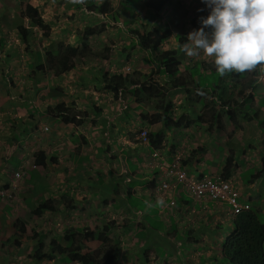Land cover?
I'll return each instance as SVG.
<instances>
[{"label": "rangeland", "instance_id": "374dc122", "mask_svg": "<svg viewBox=\"0 0 264 264\" xmlns=\"http://www.w3.org/2000/svg\"><path fill=\"white\" fill-rule=\"evenodd\" d=\"M115 2H117V0H115ZM28 3H32L37 6L44 22L48 24L49 31L47 32V35H44V31L32 23L29 18L23 17L22 11L25 10V6ZM170 4L174 6L173 8H175V15H170L168 13L170 12V8H167L163 13L164 16L162 19L159 20L158 18L155 19L153 16L151 17V24H154V22L157 23L156 25L158 26L161 40L158 50L151 54L149 53L151 43L145 45L142 44L141 49L140 47H136L135 49L127 47L130 42L128 36L119 33H110L109 28L112 26L111 17L98 16L90 13L83 9L85 5H82L81 10L79 9L77 12L75 11L74 15H70L69 11L66 10L67 0H0V74L2 75V72L4 73V75L0 76V107L5 106L2 103L3 99L8 100V104L10 105L14 104V106L21 113L23 112V109L26 110V121L22 120L23 125H26L34 119L33 116L32 118L28 117V111L32 112L33 115L37 112L33 96H35V101H41V95L36 96L33 89H36L37 93L39 88L37 84L31 83L30 81L24 80L21 82L18 79V76H79V79L76 80V87L85 90L86 93L83 98H85L86 94L92 95V97L96 94H101L102 97H99L100 99L103 97L107 98L110 95L114 96V94H112L106 86L108 80L105 76L130 74L138 80H143L144 75L155 76L156 79H159L160 75L155 72V66L160 61V53L168 50H178L179 52V57H176V60H179L180 64H178V69L175 72V76L180 80L179 87L175 91L168 93L164 99L157 98L154 102H158L159 105L163 106L170 104L172 108V116L176 120L183 115L186 117L188 116L189 120H194V123H192L194 127L200 128L197 131H201V127L203 126L200 125L202 122L197 121V116L200 114V106L197 105L198 100L202 96H209L210 98H213L211 92H216L218 95L214 98L221 102V106L227 105L229 93L227 90H224L223 87L225 84L229 87L230 85H234L238 82L231 79V76H235L237 72L238 76L241 77L239 81H242L243 84H250L249 86L253 89H257V100H259V96H264V79L259 77L264 76V71L259 74V66L256 65L259 59L253 53V45L250 43L247 35L252 32V26L254 24H264V0H170ZM133 6L138 9V11L133 12V16L142 12V5L134 2ZM209 15L218 17L219 27L217 30L211 31L208 28ZM89 24L96 25L97 28H103L104 30L101 35H95L89 38L90 48L97 51L99 54H94L93 57L86 56L82 59L78 56L73 58L70 56L71 54H67L63 60H74L75 68L66 73L58 72V57L56 55V59H54L53 57L55 55L49 54L56 50V48L61 44L76 46V44L79 43V38H77L79 34L77 31L83 29ZM19 26H24L26 29L30 28L32 30V33L27 36L26 42H23L20 38V34L18 32ZM216 34H218V36H216ZM180 38H186V42L182 46L179 42ZM17 39L21 42V44ZM217 43L221 45V52L222 50L226 51L227 54L229 52V58L226 59L228 63L226 65H221L225 61L222 60L221 57H217ZM16 44H20V47L22 48V50L20 49L22 52L19 51V53L16 54L18 59L21 55L32 57L33 55H31V52L41 53L43 59L38 60V63L39 65L42 63L46 65V67H44L46 74L43 75L40 71H37L34 75H32V71L34 70L32 66L26 64L24 67H21L18 60L7 62V54L11 52L10 47H14ZM110 47H112L113 52L109 51ZM85 53L88 54V51L85 50ZM148 55L151 56L148 57ZM260 62H264V58L261 59ZM152 71L154 72L152 73ZM7 76H13L14 83H12V79L7 78ZM85 76H88V78ZM40 77L38 78L40 79ZM233 88L234 87H232V89ZM221 90L227 92L221 93ZM5 91H7L8 94H6ZM9 91L12 93L11 95ZM191 91H196V93H192ZM14 94L15 99H12L11 97H13ZM121 98H123V100H127L129 96L127 94H123L121 95ZM119 99H117V101H119ZM204 99L206 101L211 100L207 97H204ZM10 100H12V102H10ZM110 103L116 105L115 101L110 99L100 107L105 108V106ZM129 103L135 105L134 100L131 98H129ZM97 104H101L99 99ZM254 106L257 105L255 104ZM78 107L80 108V106L76 105L77 110ZM116 108L112 113V115H117L115 124L111 121L110 124H104L105 128L104 125L103 127H100L102 125L100 120H94L95 122L92 124L91 120L87 118L82 120L83 123L75 128H73L72 125L66 126V130L68 132L80 127V129L74 133L80 138L79 144L77 147H70L68 144V133H65L61 140H58L57 138L56 141H60L61 144L58 145L56 142L52 144L53 147H51V149L53 150V153L51 152V158L53 160L49 162V165L56 168V161L72 156L73 154L93 155V157L98 159L103 151L107 154L111 153L112 150H110V145H113L115 153H118L116 145L118 143L122 147L124 145H122L120 139H117L116 129L121 128L122 125L130 130V134H133L136 130L139 131L141 128L149 131H156L162 127V129L157 133L160 132L161 134H164V142L166 144L165 138L167 137V130L161 132L164 130V124L161 119L163 118V115L157 113V110L159 111V109L156 110L153 103L146 102L143 110L140 108L138 111H135L134 109L131 110L128 108L125 112H123V116L118 115L122 110L118 109L117 111ZM81 109L83 110L84 107L81 106ZM94 111H96V115L100 112L99 110L94 109L92 113ZM259 113H261V111ZM141 114H143V116L145 114L146 117L150 118V120H141ZM263 114L264 112L262 115ZM225 122L228 124L227 128L225 126L226 130L240 128L241 131H244L245 135H248L249 131L252 129L259 132L257 122L255 121L245 122V120L242 119L240 120V123L232 124L225 119L224 125ZM7 123L8 120L6 119L3 122L4 127ZM95 125H97L100 129L98 135L91 131V128H94ZM204 126L207 128L204 129V131H209L207 147H205V157H207L210 149H214L216 146L212 140V136L217 134V129L215 131H211L208 130L207 124ZM0 135L3 136L1 133ZM4 136L8 137L6 134H4ZM35 137L36 138H33L35 143L30 149H28V151L33 154L40 152L41 129H38ZM73 137L74 136H72V138ZM127 138L129 143L132 142V144H134L135 140L133 136H130V139L128 136ZM153 140H157L156 136ZM6 141H8V139H6ZM36 141H38L39 144H37ZM100 144L102 147H100L101 149L99 150L98 146ZM107 144L108 148H106ZM126 146L127 145L123 148H126ZM202 146H204L203 142L197 141L194 144L188 145L185 153L183 151L185 149L184 147L177 149L176 153L180 151L182 154L184 153V156H188V158L189 156L195 157L197 155V151L199 152L202 149L204 150V147ZM176 148L177 145L175 144L173 147H170L168 151L170 153H175ZM223 153L224 151L222 154ZM8 156L9 153L7 147L1 145L0 157L5 159ZM262 156L264 160V154H262ZM113 159L115 161V158ZM32 165L33 167L31 169L38 170L33 179L35 182L34 193L38 196H42L40 198H52L54 201L55 211L45 212L41 217H37L31 214L29 208L25 209V206H22L26 205V207H28L26 202L22 201V194L26 190L27 186L32 185L31 178H27L26 175L22 177V180L18 184L19 186L8 192L6 198L2 201L3 204L11 206L12 213L10 217H8V215L4 216L5 210L2 209L3 205L0 204V264H7V259L2 256L3 254L7 255L9 252L10 253L7 255L8 258L13 260V263L9 264H70L62 260L66 256L64 252L63 239L67 230L75 229L82 224V226L86 225L87 221L84 222V219L88 220L90 216L91 219L89 220L91 221L88 222V226L92 225L99 227L100 224H103L105 221L103 217L105 214L104 209L97 208L95 204L97 198L92 200L91 207V205L89 206V198L85 197L86 195H82V198L86 199V207H84L86 209L83 208L82 211L80 210L81 216L78 215L74 208H70L69 210L66 207L65 199L60 197V193H65L68 197L72 196V191L66 183L68 171L65 172L63 169L61 170L62 172H65V177H63L62 175H58L55 171H48L49 169L43 170L42 167H36L34 163H32ZM18 168V164L13 166V169ZM135 169L136 166L132 165L131 170ZM147 169L149 170L148 172L142 173L143 175L141 174L142 178L151 175V167L148 166ZM29 174L32 175L31 173ZM138 177L139 176L134 174L129 175L131 180H135V178ZM23 178H27L24 182L27 186H24ZM84 178L92 179L95 177L85 174ZM45 180H49L48 185L45 184ZM150 181V179H146V185H150ZM154 181H157V183L159 182L158 184H160L162 180L160 178ZM121 184L123 185V183ZM0 187H4V184H1ZM121 190L125 193V189ZM13 191H15V193L10 197V194ZM129 191L138 195L137 189L129 188ZM129 197L128 201L137 208L145 207V202L141 199V197ZM146 197L148 198V196ZM210 203L213 205L212 202ZM31 204L33 205L34 203ZM82 204L84 205L85 203ZM156 212L157 209L151 208V214L154 215ZM135 215L139 217V214ZM135 215L131 212L129 218L115 219V237L127 239V244L125 243V247H123L124 251H119V255L127 260L124 261L127 264H220L219 258L221 257L222 248L217 241L218 235L215 234L213 235V238H211V241H209V244L202 246V248L206 250V252L202 251V258V255L198 253V251H196L195 254L185 253V255H183L184 251H180V253H177L176 256H168L164 259H160L156 253H153V251L144 252V241L143 243L142 241H139L141 244V246H139L135 245L136 239H133V236H135L136 232L139 231L137 224H132L131 221L132 218L137 219ZM21 217L25 218V220H23L27 224V231L22 237V244L18 247L12 240V242L6 247L4 243L6 242L7 237L15 235L17 232L12 226V223L14 222L13 220ZM231 219L232 218H230L229 215L221 212L215 222H221L225 226L230 227L232 221ZM150 222L153 229H159L162 226L165 227L162 222L157 223L155 219H150ZM39 233L44 234L43 240L45 243V252L49 253L55 245L54 250L56 251V258L54 261L44 260L41 263H38L37 259L33 257L34 250L37 248V243L32 236L33 234ZM150 234V232H143L141 233V236H143L144 239H148ZM154 234L153 239L157 244L160 241V235L158 233ZM148 241L153 243L151 239ZM84 244L83 251L97 249L100 247L98 242L93 241H85ZM113 246H116V244ZM158 249L164 248L162 245H159V247L155 250ZM169 250H171V248ZM212 255L214 258H211ZM75 263L80 264L78 261Z\"/></svg>", "mask_w": 264, "mask_h": 264}, {"label": "crops", "instance_id": "0c3cea01", "mask_svg": "<svg viewBox=\"0 0 264 264\" xmlns=\"http://www.w3.org/2000/svg\"><path fill=\"white\" fill-rule=\"evenodd\" d=\"M13 50L14 49H10V51ZM85 77L88 78V76ZM69 78H74L73 76H66V83L69 82L70 86H72L73 88L70 90V95H68L67 99H65V102L71 103L72 101H75L76 104L80 106V108L81 106H83L86 110L92 113V95L89 96L86 94L85 98H83L86 92L78 89L75 84L70 81ZM47 93L49 94L50 90H48ZM41 94H44V91H41ZM52 99L53 98L46 96V99L42 102L43 106L41 109V113L39 115L35 114L34 119L32 120V122L28 123V126L22 124V119H24L23 121H26V110L23 109V112L21 113L14 105L6 104V109L0 111V133L3 134V136L0 135V146L4 145V147H7L8 153L13 154L15 158L10 159L11 162H13L15 165L18 164V169L28 170L27 172L31 173L33 176L36 175L38 170L31 169L33 167V158L30 157L31 155H33V153H30L28 149H30L35 143V141H33V138H36L35 134L38 129L47 127V130H41L40 151H43L46 155V166L42 168L43 170L49 169L48 171H55L58 175H62L63 177H65V172L68 171L66 183L69 185L72 191V198L74 199L75 204L74 209L77 211L79 216H81L80 210L82 211L83 208L86 207V199L82 198V195H86L85 197L89 198V206L91 205V207L92 200H95L97 198L95 202L97 208L103 207L105 212V214L103 215L105 220L104 223L109 220L108 216L114 218L117 216L118 212L124 215L123 218H129L130 211H132L134 215L137 214V212H142V215L140 214L139 217L135 215L138 220L136 218H132L131 221L132 224H140L139 231L136 232L135 236H133V239L135 238L137 241H135V245L141 246L139 241H142V243L144 241V244L150 239L153 241L150 247H146L147 249H144V252L153 251V253H156V255L160 259H164L168 256H176V254L180 253V251H184L183 255H185V253L195 254L196 251H198V253L202 255V258V251L206 252V250L203 249L202 246L209 244V241H211V238H213V228L217 223L215 222V220L221 213L220 209L224 211V208L215 206L213 207L214 204L212 205L211 203L206 204V207H202V205L194 201V198H192V196L188 193L187 189H184L182 186H178V188L173 191L177 200L176 207L169 208L167 207L168 203L165 202L163 198L160 200L157 199L155 188L159 185V182L157 183V181H154L150 183V185H146V181L144 179H150L152 181L161 178V180L163 181V179L165 178L164 174L163 172H161V169L156 166V161H159L160 159L155 160L152 158V156H150L151 161L145 162L146 155L143 154L144 156H142V153L139 152L140 150L138 148H135V151L131 155L130 145L133 146L135 143H129L127 136L130 139V130L127 129V127H123V125L121 128L116 129L117 139L121 140L122 145H124L123 147L127 145L125 149L122 148L123 154L121 162L119 164L118 162H113L114 152L112 150L110 154L104 153L103 151L100 155V158L98 159H96V157H93V155L73 154L72 156H68L62 160L56 161V168L51 167L49 165V162L53 160L51 158V152L53 153V150L51 149V147H53L52 144L54 142H56L58 145L61 144L60 141H56L57 138L58 140H61L62 136H64L65 133H68V144L70 147H77L80 140L79 136L74 134L75 131H78L80 129V127L68 132L66 130V126L72 125L73 128H75L73 124L66 123L60 118H56L54 115H50L48 112H46L45 109H47L49 106H54ZM116 105L110 103L109 105L105 106L104 114H102L101 117H98V120H100L102 124L100 127H103L104 124H110L111 121L113 124H115L117 115H112V113L116 107V110L118 111L119 103H117ZM139 109L140 108H138V110ZM261 110L264 112V107H262ZM118 115L120 116V114ZM121 116H123V114ZM260 117V119H264L261 115ZM91 118L92 115L89 120ZM6 119L9 120L10 125L8 130L5 129L3 124ZM185 122H188V120H186ZM19 124H21V126H19ZM200 125H203L201 127V131H197L200 128H195L193 124L185 129L180 128L177 130L173 129L171 131H167V137L165 138L166 144L165 142H163V148L160 150V152L168 162L172 160L173 156H175L177 153H180V151L176 153L177 149L184 147L185 149L183 151L185 152L188 145L194 144L197 141L203 142L204 146L202 147H204V150L206 149L205 147H207V138L209 137V131H204V129H207L205 128L206 126H204L205 122L200 123ZM13 126H16L14 131L10 129ZM225 126L226 128L228 127V124L226 122ZM36 127L38 129L37 131H34V128ZM161 129L162 127L156 131H160ZM23 130H27V133H25ZM91 131L98 135L100 129L97 125H95L94 128H91ZM4 134L8 136L12 134L14 135V137L7 138V136H4ZM25 135L28 136L29 140H21V138ZM72 136L74 137L72 138ZM263 138L264 129L259 132L252 129L249 131L248 135H245L244 131H241L240 128H236L234 130L217 128V134L212 136V140L216 145L215 148L210 149L207 157H205V153L197 152L196 158H194L193 161L191 159L189 160L190 162L188 165V170L190 172L192 171L203 173L207 176L218 175L221 173L222 167L224 165V157L226 159V157L228 156L227 151L229 153V149H235L238 167L233 172L232 179L240 194V201L247 202L252 206H256L261 210L262 213H264V173H262V167L264 164L262 156V154H264ZM6 139H8V141H6ZM252 142H255V144H252ZM36 143L39 144L38 141H36ZM174 144H177V148L175 149V153L173 154L168 150ZM98 147L100 150V147H102V145L100 144ZM106 148H108V144L106 145ZM110 148L113 149V145H110ZM220 151H224V153L222 154V152ZM120 164L122 165L121 173L123 174H128L129 172L133 174L135 172H137L138 174L145 173L149 171L147 169L148 166L152 169L150 176H144L145 178H142V175H137L139 177L134 180V189L138 190V195L132 194L131 196L137 198L141 197V199H143V201L145 202V207L140 211L139 208L134 206L132 203L130 204V202L128 201L130 195L127 196V198L125 195L122 196V199L124 198L128 202L126 204V207L124 205H121V210L115 209L112 204H110L109 206L102 204V198L100 195L101 190L117 188V186L112 182L114 176L120 175ZM132 165H135L136 169L130 171ZM11 168L12 166L10 165H6L0 168V183L2 181L1 178L6 177L5 174L10 173L8 170ZM62 169L65 172H62ZM85 174L95 178H84ZM28 175L29 174L27 173V176ZM45 184L48 185L49 180H45ZM118 189L120 190L119 186ZM146 196H148V198ZM22 201L26 202L23 198ZM82 203L85 204L83 205ZM26 204L28 206H32V204H29L27 202ZM151 208L157 209V212L154 215L150 213ZM89 219H91V216L90 218H88V220L84 219V222L87 221L86 225L84 226H88V222L91 221ZM150 219H155L157 223L162 222L165 227L162 226L159 229H153ZM140 232H150L151 234L148 239H144L143 236H141V238L139 237L138 234H140ZM154 233H158L160 235V241L157 244L153 239V235H155ZM119 240L122 242L120 252H123V247H125V243L127 244V239L119 237ZM159 245H162L164 248L161 249L163 253L161 252L162 254H160V256L158 255V251L160 249L155 250L159 247ZM170 248L172 251L169 250ZM124 261L127 260L119 255L117 264H127Z\"/></svg>", "mask_w": 264, "mask_h": 264}, {"label": "clouds", "instance_id": "9594fccd", "mask_svg": "<svg viewBox=\"0 0 264 264\" xmlns=\"http://www.w3.org/2000/svg\"><path fill=\"white\" fill-rule=\"evenodd\" d=\"M134 2H137L138 4H140V5H142V7H143V10H142V12L141 13H139L138 15H134L133 16V12L134 11H138V9L136 8V7H134L133 6V3ZM28 4H32V3H28ZM125 4H127V6H126V8L124 9V5ZM33 6H35V7H37L36 5H34V4H32ZM82 5H85L84 6V8L83 9H85L86 11H88V12H90V13H93V14H96V15H98V16H109V17H111V24H112V26L109 28L110 30V33L111 34H114V33H119V34H124V35H126V36H128V38H129V45L131 44V42H137L138 41V39H140L138 36H140V35H142V34H149V40H146V41H144V42H142V43H140V44H137L136 45V47H140V49H141V45L143 44V45H145V44H149V43H153V41L154 40H156L157 39V36H156V34H158V38L160 39V35H159V30H158V26L156 25L157 23L156 22H154V24H151V17L153 16L155 19L156 18H158L159 20L160 19H162L163 18V13L166 11V9L167 8H170V12H168L170 15H175V8H173L174 6H172L171 4H170V0H168V3L166 4V5H164V7L161 9V11L158 13V14H156L155 13V11H154V9L152 8V7H150L148 4H147V0H117V2H115V0H67V8H66V10L67 11H69V14L70 15H74V13H75V11L77 12L79 9L81 10L82 9ZM27 6V5H26ZM26 6H25V8H26ZM172 6V7H171ZM68 8H71V9H68ZM103 8V10L105 11V13H101V9ZM174 9V10H173ZM38 11H39V9H38ZM23 12V11H22ZM40 13V12H39ZM145 13H147V14H145ZM41 15V14H40ZM170 15H168V16H170ZM42 17V16H41ZM43 18V17H42ZM116 18V19H115ZM212 18H215V20H212ZM213 24H214V26L215 27H212L213 26ZM115 25V26H114ZM37 26V25H36ZM20 27V26H19ZM19 27H18V32H19ZM23 28H25L24 26H22ZM38 27V26H37ZM106 27H108V26H106ZM219 27V19H218V17H216V16H213V15H209V25H208V28L212 31V30H217V28ZM40 28V27H39ZM86 28H88V29H92L93 30V32L94 33H92V34H90L89 35V38L90 37H92V36H95V35H101L102 33H103V28H97V26L96 25H91V24H89V25H87V26H85L83 29H81V30H78L77 32H78V37L77 38H79V43L78 44H76V46H72V45H70V44H67V45H65V44H61V45H59L57 48H56V50H54V51H52L49 55H55L53 58L54 59H56V55H57V52H64V55H62L61 57H59L58 55H57V57H58V72H60V73H66V72H70V71H72L74 68H75V61L74 60H72V59H69V60H67V61H64L63 60V58L67 55V54H71V53H73L74 52V49L75 48H80L81 46H82V44H83V42H84V40H82V38H84L83 37V35H87V34H85L84 33V30L86 29ZM234 28V27H233ZM26 29V28H25ZM26 30H31L30 28L29 29H26ZM49 31V30H48ZM47 31V32H48ZM241 31H244V30H241ZM152 33H154V35H151ZM19 34H20V38H21V40L23 41V42H26L27 41V37H26V39H23V37H22V34H21V32H19ZM254 34V25L252 26V32H250L249 34H247L248 35V39H249V41H250V43L253 45V53L256 55V57L259 59V61L257 62V64L256 65H258L259 66V74H261V69H262V72L264 71V69H263V67H264V62H260V60L261 59H263L264 58V49L263 48H261L260 50V55L258 54V56H257V54H256V52H255V46L256 45H258V46H264V45H262L260 42H261V40L260 39H258V40H256V41H251L250 40V36L251 35H253ZM29 35V34H28ZM27 35V36H28ZM45 35V34H44ZM46 35H47V33H46ZM264 35V34H263ZM103 36V35H102ZM216 36H218V34H216ZM89 38H88V40H87V43H88V47L85 49L86 51H88V54L87 53H85V50H80L78 53H76V54H71L70 56L71 57H79V58H85L86 56H90V57H93L94 56V54H99L97 51H95V50H93V49H91L90 48V44H89ZM228 39H230V38H228ZM18 40V39H17ZM18 42L21 44V42L18 40ZM179 42H180V45L182 46L185 42H186V38H180V40H179ZM161 43V42H160ZM20 44H16L15 46H16V49H15V46L14 47H10V49L12 50V49H14L13 51H11L9 54H7V56H8V60H7V62H9V61H14V60H18L19 61V63H20V65H21V67H24L26 64H29V65H31L32 66V68L34 69L33 71H32V75H34L37 71H40L43 75L44 74H46V72H45V70H44V67H46V65L44 64V63H42L41 65H39V63H38V59L36 58L37 57V54L39 53V52H37V53H32L31 52V55H33L32 57L31 56H27V55H21L20 56V58L18 59V56H16V54H18L19 53V51H20V49L22 50V48L20 47L21 45ZM129 45L127 46V47H129ZM217 49H218V51H217V57H221L222 58V60H224L225 62L223 63V64H221V65H224L225 63H226V59L227 58H229V56H228V54H229V52H228V54L226 53V51H223L222 50V52H221V45H219L218 43H217ZM69 46V53L67 52V50H66V47H68ZM159 46H160V44H159ZM158 46V47H159ZM135 47V48H136ZM130 48V47H129ZM135 48H132V49H135ZM88 49V50H87ZM158 50V49H157ZM157 50H153L152 49V47L150 48V50H149V53H153V52H156ZM109 51H112V47H110L109 48ZM168 51H175L176 52V55H175V57H174V59H173V64H174V72L173 73H170V74H168V75H164V74H162V73H160L159 72V68H163V64H164V60L166 59H164V58H162V56L164 55V54H166ZM168 51H166V52H163V53H160V55H159V63L155 66L156 67V71L155 72H157L160 76H159V79H156L155 78V76H146V75H144L143 76V80H138V79H136L134 76H131L130 74H127V75H129V76H127V75H124V74H117V75H122V76H125V77H127L130 81L131 80H136L138 83H143V82H146L147 80H149V79H151L152 80V82L155 84V83H158V84H160L161 86H164L165 88H168L169 86H170V82L171 81H174L176 78L178 79V84H179V78L178 77H176L175 76V72H176V70L178 69V64H180V61L179 60H176V57H179V52H178V50H168ZM20 52H22V51H20ZM113 52V51H112ZM25 54V53H24ZM39 54H41V53H39ZM223 55H226L227 57L226 58H223ZM149 56H151V55H148V57ZM41 59H43V56H42V54H41ZM112 57V56H111ZM168 58H170V57H167V59ZM107 59H108V57H107ZM244 59V58H243ZM70 62H73V64H74V67L71 69V70H69V71H67V70H63L62 69V67H61V64H67V63H70ZM36 63H38V64H36ZM68 66H70L69 64H67ZM12 68V67H11ZM154 71H152V73H153ZM2 75H4V73L2 72ZM1 74H0V76H2ZM116 75V74H115ZM236 75L238 76V72L236 73ZM38 77H40V76H18V79L22 82V81H24V80H27V81H30L31 83H35V84H37V86H38V90H37V93H36V89H33L34 90V94H36V96H39V95H41V101H35V99H34V97L35 96H33V101H34V104H35V106H36V113L37 114H40L41 113V109H42V106H43V104H42V102L46 99V96H49V97H51V98H53L52 99V101H53V103H54V106H49L47 109H45L46 110V112H48L50 115H54L56 118H60L62 121H63V119H62V117H59V115H58V113L54 110V108H56V107H58V106H64V107H66V108H69V110H70V112H71V118H76L77 120H84L85 118H87V119H89L90 117H91V115H92V118L90 119L91 120V122L92 123H94L95 121L94 120H97L98 119V117H101L102 116V114H104V108H101L100 106L102 105V104H104V103H106L108 100H114L115 101V104H117L119 101H121V102H119V109H121L122 111H121V113H119L120 114V116L123 114V112H125V110L126 109H128V108H130L131 110L132 109H134L135 111H137L138 110V108H142V110H143V108L145 107V104H146V102H149V103H153L154 104V108L156 109V106L155 105H157V103L158 102H154V100H156L157 98H153V99H151V100H147V98H146V95L145 94H138V95H136V96H134L133 94H131V93H129L127 90H123V91H119V92H117V93H115V92H113V91H111L110 89V91L112 92V94H114V96H109V97H107V98H99V97H102L101 96V94H96V95H94V97H93V101H92V103H93V106H92V111L95 109V110H99L100 112L96 115V111H94L93 113H90L88 110H86L85 108L82 110L81 108H79L78 107V110L76 109V102L75 101H72L71 103H67V102H65V99H67V97H68V95H70V90L73 88L72 86H70V84H69V82H67L66 83V76H41L40 77V79L38 78ZM49 77H50V79H49ZM105 77H107V78H113V76H105ZM196 77H198V76H196ZM259 77H261V78H263L264 79V76H259ZM7 78H11L12 79V83H14L13 82V76H7ZM35 78H36V80H35ZM73 78L74 79H70V81H72V83L73 84H75V86H76V80L77 79H79V76H73ZM29 79V80H28ZM40 80H41V82H40ZM67 80H68V78H67ZM74 80V81H73ZM52 81V82H51ZM139 84H137V85H132V86H130V88H133V87H135V86H138ZM228 87V86H227ZM232 87H233V85H230L229 87H228V89H229V91H228V93H229V98H230V96H231V93L232 94H236L237 92H238V90L240 89V88H238V90H234V88L232 89ZM78 89H80L81 91H83V92H85V90H83V89H81V88H79V87H77ZM177 89V88H176ZM175 89V90H176ZM251 89H253V88H251ZM7 90V89H6ZM48 90H50V93L48 94L47 92H48ZM175 90H172V91H175ZM253 90H257L256 88L255 89H253ZM41 91H44V94H41ZM95 91V90H94ZM172 91H170L169 93H171ZM6 92V94H8V92L7 91H5ZM192 93L194 92V93H196V91H191ZM225 92H227V91H223V90H221V93H225ZM9 93H10V95L12 94L10 91H9ZM248 93H251L250 91H248ZM128 95L129 96V98H131V99H133L134 100V102H135V105H132V104H130L129 103V98L127 99V100H123V98H121V95ZM168 94V93H167ZM166 94V95H167ZM256 94H257V96H258V93L256 92ZM200 95V94H199ZM212 95V94H211ZM218 94H216V92L215 93H213V98H210L209 96H202L199 100H198V103L197 102H195V103H197V105H199L200 107H199V115L197 116V121H199L198 120V117L202 114V106H201V104H200V101L204 98V97H207V98H209V99H215L214 97L215 96H217ZM89 96H91V95H89ZM11 97V96H10ZM261 97H264V96H259V100H260V98ZM12 99H15V94H14V96L13 97H11ZM120 98V99H119ZM257 98V97H256ZM98 99H99V101L101 102V104H97V101H98ZM117 99H119V101H117ZM161 99V98H160ZM216 101H217V103H218V105H219V108L220 107H223V106H221L220 105V103L221 102H219L217 99H215ZM259 100H255V102H259ZM10 102H12V100H10ZM2 103H3V105H6V104H8V100H3L2 99ZM14 105V104H13ZM231 106V103L229 102V104L228 105H225V107H224V109H228L229 107ZM6 106H1L0 107V111H2V110H4V109H6L5 108ZM83 111V112H77V111ZM157 110V109H156ZM171 110H172V108H171V106H170V108H169V112H168V114H167V116H164L163 115V113H162V111L159 109V111L157 110V113L159 114H162L163 115V118H161L162 119V123L164 124V130H162L161 132H163V131H171V130H173V129H180V128H183V129H185V128H187V127H189L192 123H194V120H189V118H188V116L186 117V116H181L178 120H176L173 116H172V112H171ZM55 111V112H54ZM28 113H29V118H32V116H33V118H34V115L36 114H32V112H30V111H28ZM262 113H263V111L261 110V113H259V115H258V117L254 120L255 122H257V127L259 128V131H262L263 129H264V119H260L261 117H260V115L262 116V118H264L263 116H264V114L262 115ZM65 116H69V115H66V113L64 114ZM186 115V114H185ZM0 116H1V114H0ZM166 117H168V118H170L171 120H172V122H178L182 117H183V122L184 123H187V122H185L186 120H188V122H190V124L189 125H187L186 127H183V125H181V124H176V125H174L171 129H169V128H167V125H166V122H165V118ZM86 119V120H87ZM22 120H24V119H22ZM93 120V121H92ZM141 120H144V121H146V120H150V118L149 117H146V115L144 114V116H143V114H141ZM228 120V119H227ZM229 121V120H228ZM30 122H32V120L30 121ZM65 122V121H64ZM199 122H203V121H199ZM230 122V121H229ZM245 122H247V121H245ZM253 122V121H252ZM27 123V122H26ZM25 123V124H26ZM67 123V122H66ZM83 123V122H82ZM81 123V124H82ZM231 123V122H230ZM70 124H73L75 127H77V126H80L81 124H79V125H75L74 123H72V122H70ZM205 124H207V127H208V130H210V128H209V124L208 123H206L205 122ZM233 124V123H232ZM29 124L27 123L26 124V126H28ZM9 120H8V123H7V125L5 126V129H9ZM19 126H21V124H19ZM15 127L16 126H13V127H11L10 129L12 130V131H14V129H15ZM37 127L36 128H34V131H37ZM39 129H41L42 131H44V130H47V127H42V128H39ZM217 129V128H216ZM25 133H27L26 131L27 130H23ZM137 131L138 130H136V131H134L133 132V134H130L131 136H133V137H135V144L132 146V145H130V154L132 155V153L135 151V148H138L140 151V153H142L141 155L142 156H144L143 154H145L146 155V161L145 162H150L151 160H150V156H152V158L153 159H155V160H157V159H160L159 161H156V166L157 167H159L160 169H161V172H163V174H164V179H163V181H161V183L158 185V186H156V188H155V193H156V198L157 199H164L165 200V202H167L168 203V206L167 207H171V208H173V207H176L177 206V200H176V198H175V195H174V193H173V191L174 190H176L177 188H178V186H182L184 189H187L186 188V186H185V184L184 183H181V182H179V181H177V179L174 177V176H172V175H170L166 170H168V168L170 167V165L173 163V161L176 159V158H179L180 159V164H181V168L185 171V173L187 174V177L189 178V179H192V180H194V181H196V182H202V181H216V180H221V181H224V182H228V183H230V184H232V186L237 190V187H236V185H235V183H234V181H233V179H232V175H233V172L237 169H235L232 173H231V176L228 178V179H225L223 176H222V170H223V168H224V166H225V164H226V159H227V157L231 154V153H233L234 154V157H235V163L237 164V161H236V150L235 149H229V153H228V151H227V154H228V156L226 157V159H225V157H224V159H223V162H224V165H223V167H222V170H221V173L220 174H218V175H215V176H207V175H205V174H203V173H197V172H190L189 170H188V165H189V160L191 159L192 161H193V159L194 158H196V156L195 157H191V156H189V158H188V156L186 157V156H184V153L182 154L181 152L180 153H177L175 156H173V158H172V160L170 161V162H168L165 158H164V156H163V154L160 152V150L163 148V142H164V134H161L160 132L159 133H157L158 131H149V130H147V129H144V128H141V129H139V131H138V133H137ZM214 131V130H213ZM157 134H160L158 137L156 136ZM156 136V138H157V140H153V138ZM12 137H14V135H9L7 138H12ZM21 140H24V141H27V140H29L28 139V136L27 135H25V136H23L22 138H21ZM156 141H160V145L157 147H154L153 148V144L156 142ZM252 144H255V142H252ZM175 145V144H174ZM173 145V146H174ZM177 145V144H176ZM173 146H171V147H173ZM122 146L118 143L117 145H116V149L118 150V153H115V149L113 148H110V150H113L114 151V153H113V158H115V161H114V159H113V162H118V164L121 162V159H122V154H123V152H122ZM125 149V148H124ZM171 151V150H170ZM21 152V151H20ZM43 152V151H42ZM125 152V151H124ZM198 152V151H197ZM200 153H205V150H201V151H199ZM210 152V151H209ZM220 152H223V151H220ZM173 153V152H172ZM261 153H262V150H261ZM37 154V153H36ZM36 154H33V155H31V157L30 158H33V163H34V165L36 166V167H45L46 165H37L36 164V162H35V160H36V158H35V155ZM174 154V153H173ZM148 155H149V159H148ZM186 155V154H185ZM15 157L13 156V154H9V156L8 157H6L5 159H3L2 157H0V168L1 167H4V166H6V165H10V166H12V168L11 169H9L8 171L10 172V173H7V174H5L6 175V177H4V178H1V184H4V187H0V204H2L3 205V207H2V209H4L5 210V214H4V216L5 215H8V217H10L11 216V213H12V208H11V206H9V205H7V204H3L2 203V201H3V199H5L6 198V195H7V193L8 192H10V191H12L14 188H16V187H18L19 185V182L22 180V177H24L25 175L27 176V173L29 174V172H27L28 170H22V169H13V166H15V164L13 163V162H11V160L10 159H14ZM134 164V163H133ZM263 166H264V164H263ZM237 167H238V164H237ZM121 168H122V165L120 164L119 165V173H120V175L119 176H114V178H113V184H115L116 186H117V188H115V189H103V190H101V192H100V195H101V198H102V204L103 205H110V204H112L114 207H115V209H120L121 210V205H124L125 207H126V204H127V200H125L124 198L122 199V196L123 195H125L126 196V198H127V196H129V195H132L133 193H131L130 191H129V188H133L134 189V187L135 186H131L130 184L131 183H134V180H131L130 178H129V175L131 174H133V173H131V172H129L128 174L127 173H121L122 171H121ZM130 171H132L131 169H130ZM262 173H264V168L262 167ZM142 173H140V174H138L137 172H135L134 173V175H141ZM143 175V174H142ZM255 177H258V176H255ZM27 178H31L32 179V185L31 186H27L24 182H25V180L27 179ZM27 178H23V184H24V186L26 185L27 186V188H26V190L23 192V194H22V198L27 202V203H29V204H31V203H34L32 206H28V207H26L25 206V209H27V208H29L30 209V212H31V214H33V215H35L34 213H33V210L42 202V201H44V200H52L53 201V199L52 198H40V197H42V196H38L36 193H34V191H35V182L33 181V179H34V176L33 175H28L27 176ZM135 180H136V178H135ZM145 181H146V179H144ZM151 183L152 182H154V180H152V181H150ZM100 183H102V182H100ZM121 183H123V185L121 184ZM164 183H168L169 184V187L167 188V189H165V188H163V184ZM0 184V185H1ZM118 186L120 187V190L118 189ZM121 189H125V193L123 192V190H121ZM187 191H188V193L192 196V198H194V196L189 192V189H187ZM237 192H238V190H237ZM15 193V191H13L11 194H10V197L13 195ZM238 194H239V192H238ZM60 197H62L63 199H65V201H66V207H67V204H70L71 206H72V208L71 209H73V208H75V204H74V199L72 198V196L71 197H68L67 196V194H65V193H61L60 194ZM194 201H195V199H194ZM239 201H240V194H239ZM196 202V201H195ZM210 202H212V201H208L207 202V204L208 203H210ZM241 203H243V204H247L248 206H249V209H247V210H250L251 209V207H252V205H250L249 203H247V202H242V201H240ZM53 203H54V201H53ZM213 204H214V206L215 207H223L224 208V211L222 210V209H220V212H222V213H225V214H227V215H229L230 216V218H232L231 220L233 221L234 219H235V217L237 216H233L231 213H230V211H229V207H228V205L227 204H225V203H222V204H215L214 202H212ZM129 204V203H128ZM130 205V204H129ZM131 206V205H130ZM113 207V208H114ZM203 207V206H202ZM69 210H70V208L69 207H67ZM101 208H103V207H101ZM205 209H207V208H205ZM26 211V210H25ZM244 211H246V210H244ZM45 212H54V211H45ZM44 212V213H45ZM132 211H130V213H131ZM134 212H137V211H134ZM43 213V214H44ZM142 212H137V214H139V216H140V214H141ZM42 214V215H43ZM41 215V216H42ZM142 215V214H141ZM35 216H37V215H35ZM41 216H37V217H41ZM109 217V220H107L105 223H103V224H100V226L98 227V228H102L104 225H106V224H113L114 225V230H113V232H114V236H115V224H116V220L115 219H118V218H121V219H125V218H123L124 217V215L122 214V213H117V216L116 217H110V216H108ZM17 218H15L13 221V223H12V226H13V228L14 229H16V231H17V228L15 227V224H16V222H17V220L19 219V220H21V221H23V223H24V226H25V229H26V231H27V224L24 222V220H25V218L24 217H21V218H18L17 220H16ZM24 219V220H23ZM231 221V222H232ZM98 226V225H97ZM78 227H88V228H90V229H95V228H97L96 226H92V225H89V226H78ZM137 227L139 228L140 227V224L139 223H137ZM76 229V228H75ZM68 230H70V229H68ZM67 230V231H68ZM17 233V234H16ZM15 233V235H18V236H15V235H12V236H8L7 237V240H6V242L4 243V245L7 247L11 242H12V240H13V242H14V244L16 245V246H18V247H20L21 246V241H22V237H23V235L26 233H21V232H16ZM39 234H42L43 236H41V238L42 239H40V240H42L43 241V243H44V240H43V237H44V234L43 233H39ZM38 234V235H39ZM67 235V233L64 235V248H65V246H66V241H65V236ZM35 237L36 236H32V238L34 239V240H36V243H37V248L34 250V254H35V252L37 251V249H38V239H35ZM11 238V240L10 241H8L9 239ZM117 240H118V243L116 244V246H113V245H111V246H109L108 248L109 249H112V250H115L116 251V253H117V260H118V256H119V251H120V243H121V241L119 240V238H116ZM17 241H19L20 243L19 244H17ZM90 242V241H89ZM93 242H98V241H93ZM99 244H100V242H98ZM115 245V244H114ZM55 246V245H54ZM54 246H53V248L51 249V250H53L54 249ZM114 247V248H113ZM145 247V246H144ZM146 248V247H145ZM43 250L45 251V243H44V246H43ZM65 251V250H64ZM6 253V252H5ZM10 253V252H9ZM8 253V254H9ZM47 253V252H46ZM7 254V255H8ZM34 254H33V257L35 258V259H37V257H35L34 256ZM47 254H49V253H47ZM55 254H56V251H55ZM6 254H3V256L2 257H5L6 259H7V261H6V263L7 264H9V263H13V260H10L9 258H8V256H7ZM44 260H47V259H44ZM44 260H42V261H44ZM55 260V259H54ZM54 260H50V261H54ZM117 260H116V262L114 263V264H117L118 262H117ZM41 260H39V259H37V262L38 263H41L42 262ZM71 264V263H70ZM76 264V263H75Z\"/></svg>", "mask_w": 264, "mask_h": 264}, {"label": "trees", "instance_id": "16d2710c", "mask_svg": "<svg viewBox=\"0 0 264 264\" xmlns=\"http://www.w3.org/2000/svg\"><path fill=\"white\" fill-rule=\"evenodd\" d=\"M167 3L168 0H147V4L154 9L156 14H158ZM126 6L127 4L124 5V9ZM101 10V13H105L103 8ZM22 15L23 17L29 18L32 23L40 27L46 35L47 31L49 30V26L44 22L37 7L33 6L32 4H27L25 10L22 12ZM212 20H215V18H212ZM212 27H215L214 24ZM19 32H21L23 39H26L27 35L32 33V30H26L20 26ZM84 33L87 35H83L84 38H82V40H84V42L82 46L80 48H75L74 52L71 54H76L80 50H85L88 47L87 40L89 35L94 32L91 28H86ZM263 34L264 24H254V34L250 36V40L256 41L260 39V43L264 45ZM151 35H154V33ZM156 36L157 39L151 44L153 50H157L161 42V40L158 38V34H156ZM138 37L140 39H138L137 42H131L129 45L130 48H135L137 44L149 40V34H142ZM261 48L264 49V46H255V52L257 56L258 54L260 55ZM66 50L67 52L69 51V46L66 47ZM57 55L61 57L64 55V52L59 51L57 52ZM175 55V51H168L162 56V58L166 59L164 60L163 68H159L160 73L168 75L174 72V64L172 62ZM167 57L170 58L167 59ZM226 57V55H223V58ZM36 58L41 60V54L38 53ZM227 63L228 62L226 61L224 65ZM67 64H61L63 70L69 71L74 67L73 62ZM260 71L262 72V69ZM240 78L241 77L237 75L231 76V79L238 81L233 85L234 89L238 90L239 87L240 89L236 94L231 93L230 98L227 100V105L229 102L231 103V106L228 109H224L225 106L219 108V105L215 99L206 101L203 98L200 101L202 106V114L198 117V120L208 123L211 131L215 130L216 128H225V119H228L233 124H238L242 119L247 122H252L258 117L261 108L264 107V97H261L259 102L256 103V90L251 89L252 87L249 86L250 84H243L242 81H239ZM107 80L108 83L106 86L111 91L117 93L119 91L127 90L134 96L138 94H145L147 100H151L153 98L164 99L167 93L179 87L177 78L169 83L170 86L168 88H165L158 83L154 84L151 79L143 83H138L136 80L130 81L127 77L122 75H114L113 78H107ZM137 84L139 85L130 88V86ZM223 88L224 90L229 91L227 84H225ZM248 91L251 93H248ZM213 93L215 92H211L212 96ZM255 104L257 106H254ZM169 108L170 104L163 106L157 103L156 105V109H160L164 116H167ZM54 110L58 113L59 117H62L63 121L67 123L72 122L75 125L82 123V120L79 121L76 118H71V112L69 108L58 106L54 108ZM65 113L69 116H65ZM165 122L167 128L169 129H171L176 124H181L183 127H186L190 124V122L184 123L183 117L175 123L172 122L170 118L166 117ZM159 135L160 134H157L156 136L158 137ZM159 145L160 141H156L153 144V148L156 146L158 147ZM35 158L37 165H45L46 155L44 152H38L35 155ZM236 168L237 164L235 163V157L234 154L231 153L226 159V164L222 170V176L225 179H228ZM130 185L134 186L135 182L131 183ZM67 207L72 208L70 204H67ZM140 210H142V208H139V211ZM45 211H55L52 200L42 201L33 210V213L37 216H41ZM15 227L17 228L18 233L26 232L24 223L21 220H17ZM113 230L114 225L111 223L104 225L102 228L97 227L95 229H90L88 227H77L76 229L68 230L66 232L67 235L65 236L66 246L64 248L66 256L62 260L71 264H75L76 261H78L80 264H114L117 260V253L115 250L108 248L109 246L118 243V240L114 236ZM213 233L218 235L217 241L222 248L221 257L219 258L220 264H264V213H262L258 207L252 206L250 210H246L238 214L231 222L230 227L218 222L213 228ZM33 235L36 236L35 239H38V249L34 256L41 261L44 259L54 260L56 258L54 249L51 250L49 254L43 250L44 243L42 240H40L42 239L41 236L43 235ZM138 235L141 238V232ZM10 240L11 238L8 241ZM85 241H98L100 242V247L97 249L83 251ZM19 243L20 242L17 241V244ZM150 245H152V243L149 241H146L144 244L145 247H150ZM161 252L162 250L160 249L158 251L159 256L163 253ZM212 258H214V256H212Z\"/></svg>", "mask_w": 264, "mask_h": 264}, {"label": "built area", "instance_id": "2783aa9c", "mask_svg": "<svg viewBox=\"0 0 264 264\" xmlns=\"http://www.w3.org/2000/svg\"><path fill=\"white\" fill-rule=\"evenodd\" d=\"M166 171L174 176L177 181L184 183L189 192L194 196L195 201L203 207H206L208 201H212L218 205L225 203L228 205L229 211L233 216L249 209L247 204L239 201V194L232 184L221 180L196 182L189 179L181 168L179 158H176ZM168 187V183L163 184V188L167 189Z\"/></svg>", "mask_w": 264, "mask_h": 264}]
</instances>
